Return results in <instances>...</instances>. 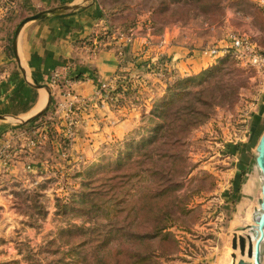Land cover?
Segmentation results:
<instances>
[{"label":"rangeland","instance_id":"rangeland-1","mask_svg":"<svg viewBox=\"0 0 264 264\" xmlns=\"http://www.w3.org/2000/svg\"><path fill=\"white\" fill-rule=\"evenodd\" d=\"M9 1L0 0L1 13L17 10L16 0L3 6ZM106 1L120 14L88 45H131V60L121 63L112 82L98 83L95 93L84 99L71 96L72 85L66 84L73 83V76L67 69L55 71L50 83L59 93L53 105L51 100V109L33 121L21 122L24 127L0 146V264H83L84 250L76 248L75 256L66 252L84 239L86 229L93 231L94 245L106 243L99 247L106 251L112 226L104 225L113 222L120 205L114 202L126 193L124 202L133 203L146 184L159 191L169 182L163 180L159 187V177L142 173L122 189L117 187L106 195L107 203L101 208L111 203L106 221V210L92 219L76 211L89 200L85 181L105 180L125 171L132 161L130 154L155 137L160 120L154 113L169 100L174 79L189 77L195 78L190 90L203 91L198 93L203 105L192 100L203 113L179 151L190 170L173 179L179 188L170 193L180 197L182 202L175 201L180 207L189 195V212L181 216L178 207L171 208L176 220L169 229L173 237L167 240L123 244L131 251L152 252L157 264L251 261L233 249V238L249 233L243 228L253 225V216L260 211L263 179L255 163L256 148L249 143L264 107V62L254 60V54L264 58L263 0ZM202 7L209 9L202 11ZM133 21L137 24L125 27ZM231 36L245 38L249 49L233 50ZM173 46H179V51H173ZM213 48L220 54H211ZM187 98L191 96L174 98L175 106H182ZM150 163L156 170L169 165L166 160ZM105 165L110 169L101 171ZM182 166L180 162L178 167ZM253 170L260 173L255 175L253 196L244 195L246 200L239 202L237 196L247 190ZM136 171V167L129 169ZM58 204L65 208L59 209ZM133 207L117 224L143 234L152 230L151 217H159V202L153 212L138 211V204ZM85 236L91 237V232ZM116 244L118 239L111 243ZM91 254L94 257L93 250Z\"/></svg>","mask_w":264,"mask_h":264},{"label":"crops","instance_id":"crops-1","mask_svg":"<svg viewBox=\"0 0 264 264\" xmlns=\"http://www.w3.org/2000/svg\"><path fill=\"white\" fill-rule=\"evenodd\" d=\"M16 2L14 13L0 11V115L5 116V119H0V146L10 134L24 127L21 122L29 121L47 104V90L36 88L33 80L50 88L53 105L59 88L51 85V78L55 71L67 69L73 76L71 96L88 98L95 93L98 83L114 80L119 66L131 60L133 51V46L125 44L120 47L110 44L89 47V39L96 36L103 26L111 24V18L104 9L106 0ZM76 5L80 7L67 14L27 23L19 34L15 48L13 39L10 48V36L23 18L51 8ZM172 48L173 51L180 49L179 46ZM258 118L257 129H254L249 143L255 148L264 133V107ZM258 171L251 173L246 183L247 190H242L241 196H237L239 202L253 196L255 175L260 174ZM262 184L260 180V192ZM242 208L235 210L238 212L235 219ZM229 214L233 216L234 212Z\"/></svg>","mask_w":264,"mask_h":264},{"label":"trees","instance_id":"trees-1","mask_svg":"<svg viewBox=\"0 0 264 264\" xmlns=\"http://www.w3.org/2000/svg\"><path fill=\"white\" fill-rule=\"evenodd\" d=\"M12 1L13 0L7 2L3 6L10 5ZM104 9L106 15L111 18L110 22L113 25L114 23L112 22V19L115 21V17L120 14V12L110 9L107 1L104 4ZM208 9L206 7L201 8L202 11H207ZM136 24L137 23L133 21L131 23H126L125 27L130 28ZM11 47L12 34L10 36V48ZM176 79L177 78L174 79V81H176L174 82L175 84L170 86L168 89L169 100L162 103L154 113L160 120L155 124V137L152 138V140H148L149 142L147 141V143L144 142L146 144H140V147L130 154L129 158L132 159V161L129 163V166L125 169V171L112 177H107L105 180L102 178H93L91 181H85L86 188L90 189V194L86 195L89 200L85 202L83 206L75 209L79 215H90L88 216L89 219H92V215H96L97 213L106 210V215L104 216L107 217L105 219L107 221L109 218L107 210L109 209L111 203H109V206L106 209L101 210V208L103 204L107 203L105 200L106 195L112 193L117 187H121L122 189L127 184L132 183L133 179L140 178L142 173H149L152 176L157 178L159 177V187L163 184V180L168 181L169 184L166 187L159 189V191L153 190L152 185L146 184L143 189L139 190L137 201H134L133 203H131L130 200L124 202L125 193L124 196L114 202V204L120 205L116 207V210H118L114 219L116 222L114 223L113 220V222L104 225V227L112 226L111 235L109 239H107L110 245L106 246V251L99 250V247L104 246L103 244L106 243L102 242L101 246L99 244L94 245L92 230L90 231V229H86L85 231H82L84 239L81 242L74 244L77 247L71 246L66 253H73L72 256H75L77 255L75 250L76 248L84 250L85 252L81 256L83 264H118L121 261H126L130 264L132 263V259L133 261L136 260L133 262L134 264H157L155 259H153L154 255L152 252L144 253L143 251L147 250L141 251L140 248L137 249V251H131L127 244H123L124 241L131 240L136 243L143 242L148 244L157 238L167 240L169 237H173L169 229L175 225L174 221L176 220V218H173V210L171 211V208L173 206V209L178 207L179 214L181 216H184L187 212H189V210H187V205L190 196L187 195V203H182V206L180 207L175 204L176 200L182 202L180 197H170V193L179 188V182H174L173 179L187 174L190 170L189 166L187 167L184 162H187V159L185 157H181L179 151L186 143L191 131L195 129L199 123H201L199 116L202 115L203 110L192 105V100H195L196 103L203 105L201 100H198V93L203 91L198 90L193 92L190 90V85L195 82V78L193 77ZM185 96H191V98L183 100V103H181L182 106H175L174 98L177 97L178 99H182ZM166 110H168V112H166ZM149 120H151V118ZM155 156L157 157V160L153 159ZM164 160L168 161L169 165L162 169L159 167V170L154 169V164L150 163L152 161H159L160 164V162ZM180 162L183 163L181 168L178 167ZM118 166V168H120L123 165L122 163H119ZM134 167L137 168V171L130 173L129 169ZM103 168L104 169L101 171H107L110 169L109 165H105ZM185 168L186 170L188 169V171L184 170ZM82 175H84V173L80 172L79 176ZM90 175V173L89 175L87 174V176ZM158 197L161 199H156ZM158 202L159 217L152 215L151 220L152 222L155 221L152 230L143 234L142 232H132L131 230L126 229L125 226L117 224L120 218H124V215L127 216L128 213L134 209L133 205H139L138 211L147 210L149 212L150 210L153 212V209L156 211ZM58 205L59 209L65 208L63 205V207H60V204ZM71 209H74L73 206H71ZM89 232H91V237L87 238L85 234H88ZM116 239H118V244L114 247L115 245H111V243ZM92 250L95 253L94 257L93 254L90 255ZM113 259L116 261L114 262Z\"/></svg>","mask_w":264,"mask_h":264},{"label":"water","instance_id":"water-1","mask_svg":"<svg viewBox=\"0 0 264 264\" xmlns=\"http://www.w3.org/2000/svg\"><path fill=\"white\" fill-rule=\"evenodd\" d=\"M79 7L80 5L56 7L26 17L17 25L15 29L14 32L15 36L13 39L14 48L17 43V39L19 37L21 30L27 23L31 21H37L51 17L61 16L75 9H78ZM32 84L35 85L36 88L44 87L49 94V98L46 106L36 116L32 117L29 121H33L40 115L44 114L45 111L48 110L52 100L51 90L47 85L40 86L39 84H37L35 80H33ZM0 119H5V116L0 115ZM256 151H257V156L255 158L256 167L259 169L263 178V184L261 186V198L259 200L260 211L258 213H255L253 216L254 224L248 225L243 228V230H249L251 233H253L255 235L256 240L255 243L253 244L252 238L249 234L246 235L235 234L233 238V249L234 250L239 249L240 255L242 257L247 255V257L250 260L252 259L253 262L241 258L239 259L238 264H264V250H263L264 248V244H263L264 243V133L262 134L258 142ZM236 257L237 255L233 254V258L236 259Z\"/></svg>","mask_w":264,"mask_h":264},{"label":"built area","instance_id":"built-area-1","mask_svg":"<svg viewBox=\"0 0 264 264\" xmlns=\"http://www.w3.org/2000/svg\"><path fill=\"white\" fill-rule=\"evenodd\" d=\"M264 2V0H263ZM231 48L235 51H239L242 49H249V42L245 39V38H241V37H237V36H231ZM220 50L217 48H213L210 50V53L213 55H219ZM223 53V52H222ZM254 60L258 63L264 62V58H262L260 55H255L254 54ZM67 86H71L72 85V81L68 82V84H66Z\"/></svg>","mask_w":264,"mask_h":264},{"label":"bare ground","instance_id":"bare-ground-1","mask_svg":"<svg viewBox=\"0 0 264 264\" xmlns=\"http://www.w3.org/2000/svg\"><path fill=\"white\" fill-rule=\"evenodd\" d=\"M248 232H249V233H251L250 231H248ZM249 233H247V234H249ZM252 235H254V234L252 233ZM252 237H254L253 239H254V240H256V239H255V235H254V236H252ZM253 239H252V242H253ZM263 244H264V243H263ZM247 260H248V259H247ZM236 262H237V259H236ZM251 262H253V260H252V259H251ZM233 263H235V260L233 261ZM236 264H237V263H236Z\"/></svg>","mask_w":264,"mask_h":264}]
</instances>
